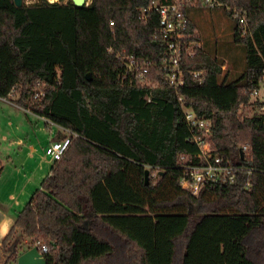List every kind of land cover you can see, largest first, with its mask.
<instances>
[{"label": "trees", "instance_id": "16d2710c", "mask_svg": "<svg viewBox=\"0 0 264 264\" xmlns=\"http://www.w3.org/2000/svg\"><path fill=\"white\" fill-rule=\"evenodd\" d=\"M59 1L0 0V98L16 93L19 107L79 136L0 240V264H17L36 244L48 248L47 264H264V103L252 101L264 83V0H220L233 21V55L190 40L201 47L184 57L178 90L155 65L158 86H141L117 58L162 62L159 14L140 16L170 0ZM227 59L241 71L224 72ZM247 106L252 116L240 112ZM185 107L213 119L214 156L250 172L196 196L183 189L181 157L197 164L200 153ZM66 137L58 129L53 141Z\"/></svg>", "mask_w": 264, "mask_h": 264}, {"label": "built area", "instance_id": "2783aa9c", "mask_svg": "<svg viewBox=\"0 0 264 264\" xmlns=\"http://www.w3.org/2000/svg\"><path fill=\"white\" fill-rule=\"evenodd\" d=\"M47 2L51 4L57 3L54 0H47ZM25 3L29 5V2ZM199 5L207 6L210 9H229L227 4L220 2V0H170L166 4L153 1L148 7L143 9L140 16V19L143 21L147 20L148 14L151 12L159 14V26L155 38H160L166 43L167 55L160 64H150L148 62L141 63L134 56L117 53V58L126 65L127 73L132 74L134 78L138 79L141 86H152L154 88L158 86V83H155L150 78L151 66L154 65L165 72L166 82L171 88L178 90L185 84L186 70L183 68V59L186 56H192L195 47H201L199 43L190 41L198 37V32L195 29L190 30L192 22L187 16V10L190 7ZM233 17L235 19L240 18L241 12L235 9ZM239 21L241 25H245L244 18L241 17ZM203 74L204 71H197L193 73V76L196 79H201ZM130 86H136L134 80L130 81ZM257 93L256 90L253 94L256 95ZM40 96L42 94H37L35 99ZM150 101L151 98H149ZM179 101L183 106L185 105L182 97H179ZM261 110H264V108ZM184 121L188 124L192 133L190 140L197 144L200 153L197 156V160L199 161L197 164H188V158L185 156L181 157V166L184 169L185 175L181 180L183 189L190 191L196 196L208 183L232 184L235 182L237 174L249 171V169L243 167L225 164L223 158L214 156L210 143L214 125L213 119L199 117L192 109L185 107ZM52 126H56L65 132L67 137L51 142L45 149L44 161L51 167L49 177L68 153L74 140L79 137L76 133L54 123H52ZM242 150H247V146H243ZM159 172H161L160 169H155L151 173L152 179H155ZM36 245L40 247L41 253L45 254L48 251L46 246Z\"/></svg>", "mask_w": 264, "mask_h": 264}, {"label": "rangeland", "instance_id": "374dc122", "mask_svg": "<svg viewBox=\"0 0 264 264\" xmlns=\"http://www.w3.org/2000/svg\"><path fill=\"white\" fill-rule=\"evenodd\" d=\"M38 1L39 0H25V2H29V4H34ZM54 1L60 2L59 0ZM67 1L68 0H64V2ZM196 7L200 9L202 13L200 26L204 31L203 34L200 33L198 36L202 38L203 41L209 40L207 51L213 56H219L224 53L232 56L234 47H236L234 43V26L232 19L224 13L222 8L210 9L204 5ZM220 17L224 20L225 25H220V20H218ZM223 69L224 72L230 71L236 73L241 71L242 68L241 65L234 66V64L227 59ZM257 92L256 95L253 94L252 101L259 100L264 103V83ZM17 97L18 94L15 93V96L13 95L8 99L10 102L0 99V172L4 171L5 179L3 182L6 184L4 188L5 194L3 193L1 195V199H5V206L7 209L10 208L13 211H15V209L19 211L23 210L33 194L41 187L44 180L49 177L48 175L51 167L45 162H41L43 170H40V164L35 162H33L32 166H30V164L22 166L21 160L22 157H24L23 154L20 153L18 147L13 146L11 148L9 142L3 141L2 131L8 133L9 139L12 137L16 141L17 136H22L26 143H37L42 150V147L47 144L49 136H51V131L55 129L51 121L41 117L39 118L30 111L19 108L14 101ZM240 112L245 116H252L255 113V109L247 106L243 107ZM42 154L45 155V152ZM18 168L19 172H22L20 176H18ZM9 190L10 192L16 193V201L8 200L6 191ZM16 203H18V205H16ZM42 242H45V240Z\"/></svg>", "mask_w": 264, "mask_h": 264}, {"label": "crops", "instance_id": "0c3cea01", "mask_svg": "<svg viewBox=\"0 0 264 264\" xmlns=\"http://www.w3.org/2000/svg\"><path fill=\"white\" fill-rule=\"evenodd\" d=\"M187 14L191 18L192 23L194 25V29L198 32V35L200 33L203 34L204 31L202 30V28L200 26V18H202V15H201L202 13H201L200 9H198L197 7H190L187 10ZM218 20H220V25H225V22L221 17L218 18ZM14 105H16V104H14ZM19 108H21V107H19ZM54 128L55 129H53V131H51V136H49L47 144L44 147H42V150L37 143H26L25 139L22 136H17L16 141L12 137H11V139H9L8 133L6 131H2L3 141L9 142V146L11 148L13 146L18 147V149L20 150V153L23 154V156H24V157H22V160H21L22 166H25L28 164H30V166H32L33 162H35L37 164H40L39 169L43 170L41 162H45V161H44V155L42 153L45 152L46 147L51 142H53L54 137L56 136V133L58 132L59 128L56 126H54ZM5 134H7V135H5ZM41 151H42V153H41ZM16 157H17V154H16ZM45 163H47V162H45ZM50 170H51V168H50ZM17 171H18V176L22 175V172H19V168ZM3 172L4 171L0 172V240H3L8 236L11 228L15 224V220L17 219L20 212L22 211V210L19 211L18 209H15V211H13L10 208L7 209V207L5 206L6 200L5 199L3 200V198L1 199V195L4 193V190H5L4 188L6 185L3 182V180L5 179V174ZM41 189H42V187H40L38 190H41ZM6 192H7L6 196H7L8 200L16 201V193L10 192V190L6 191ZM16 205H18V203H16Z\"/></svg>", "mask_w": 264, "mask_h": 264}, {"label": "water", "instance_id": "95a60500", "mask_svg": "<svg viewBox=\"0 0 264 264\" xmlns=\"http://www.w3.org/2000/svg\"><path fill=\"white\" fill-rule=\"evenodd\" d=\"M14 1L15 4L19 7L24 6L26 4L25 0ZM72 2L75 7L83 8L88 7L91 3V0H72ZM89 80H91L90 77ZM242 154L244 155V151H242ZM150 174V170L145 171L146 184H149L150 182ZM17 264H47V260L44 254L40 252V247L38 245H35L18 256Z\"/></svg>", "mask_w": 264, "mask_h": 264}]
</instances>
